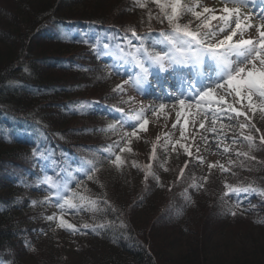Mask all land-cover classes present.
Returning <instances> with one entry per match:
<instances>
[{
  "label": "trees",
  "instance_id": "1",
  "mask_svg": "<svg viewBox=\"0 0 264 264\" xmlns=\"http://www.w3.org/2000/svg\"><path fill=\"white\" fill-rule=\"evenodd\" d=\"M44 1L31 2L27 8L28 2L15 0L11 5L17 10L0 13V264H32L28 254L35 264H264V222H256L264 221V200L258 195L241 194V209L250 204L255 208L243 214L238 210L233 216L221 200L224 188L218 189L217 177L210 178L207 172L205 181L204 172L189 171V159L174 162L176 151L160 155L158 141L153 143L157 159H152L153 144L140 155L116 152L118 144L114 152L125 161L121 167L112 165L103 152L129 126L101 129L120 118L116 109L129 113L134 107L121 102L126 101L124 92H114L111 76L116 71L106 56L97 58L90 44L99 35L103 44L115 36L111 44L123 46L128 26L137 34L158 38L168 25L149 21L147 9L135 7L133 0H113L107 7L98 0H46L50 2L40 7ZM152 12L157 13L154 8ZM127 35L133 44L138 43L131 32ZM82 38L89 43L80 42ZM81 101L92 103L81 108ZM258 129L256 137L264 134V127ZM34 148L51 159L33 156ZM257 153H253L257 160H264V151ZM94 155L103 161L95 174L98 182L77 174L83 181L79 191L86 187L93 197L101 196L106 212L95 214V219L90 211L65 213L64 218L81 229L70 231L76 247L67 250L59 231L69 230L58 229L57 220L45 219L60 215L55 203L31 205L32 200L49 195L48 186L37 187L36 181L45 174L60 173L61 168H77L81 160ZM133 162L139 167H133ZM148 164L159 176L158 182L151 177L144 181ZM180 168L184 176L177 180ZM236 171L235 183L256 180L264 187V167ZM168 175L172 182L167 181ZM193 179L203 187L191 188ZM71 187L76 188L75 182ZM105 199L118 211L103 205ZM224 200L232 204L235 197L229 193ZM105 219L116 226L99 235L82 228ZM121 221L126 227H119ZM240 223L246 224L248 235L243 233L246 240L237 239L242 242L238 245L232 226Z\"/></svg>",
  "mask_w": 264,
  "mask_h": 264
},
{
  "label": "snow or ice",
  "instance_id": "2",
  "mask_svg": "<svg viewBox=\"0 0 264 264\" xmlns=\"http://www.w3.org/2000/svg\"><path fill=\"white\" fill-rule=\"evenodd\" d=\"M257 2L260 5L258 13H253L251 10L242 12L243 8H247L249 5L255 6ZM150 3L159 10L155 15L149 7ZM229 3L233 6L229 7ZM133 5L147 9L149 21L155 19L161 24L167 21L168 28L162 29L157 38L149 37L148 33L137 34L134 27L128 26L123 36V46L111 44V40L117 38L115 36L109 38L108 44H103L102 38L97 35L95 42L90 44L97 53V58L100 56H118L125 64L132 66L131 69H125L121 73L120 70L123 65H112L117 74L128 75L127 80L116 85L114 92L122 93L124 85H130L136 91L144 92V85L149 83L150 75L154 76L157 82H160L158 73L167 72L171 69V78L177 82L178 87L175 92L166 89L163 95L158 98L173 101L172 107L178 104L182 110L191 108V102L194 101L197 111L192 121L193 127L198 124V129L205 133H211V139L216 142L214 145L216 150L219 151L222 147L221 154L227 156L226 163L219 161L208 163L209 173L211 174L213 169H218L221 173H230L236 177L238 173L234 169H244L250 172L261 170V167H264V160H257L253 153L264 151V134L259 135V137L253 135V131L259 132L260 130L254 124L249 123L252 119L249 112L254 113L259 109L262 118H264V0H224L222 9L224 14L219 16L215 14V9L203 6L201 0H133ZM198 8H201L202 11H198ZM185 16H191L192 19L186 23H181ZM213 21L216 23L214 24ZM232 24L235 27H232ZM248 29H254L257 35L254 38H245ZM149 31H151L150 26ZM127 32H131L132 37L138 43L133 44ZM238 32L239 38L233 40ZM221 34H224L222 38ZM80 42L88 44L89 40L82 38ZM125 46L127 50H125ZM156 69L158 72L154 71ZM25 71L28 69L25 68ZM226 96L231 97V101H227ZM132 99L129 97L127 101L122 100L121 102L129 103ZM91 103L81 101L79 106L84 108ZM145 107L141 106L139 111L129 109L131 114L126 113L123 108L116 109L121 114L120 118L115 123L108 124L101 131H114L118 124L120 126L128 125L133 128V131L125 133L122 139L130 145L131 138L139 139L137 129L147 130L148 121L143 118ZM147 107L152 109L153 115H155L156 111L165 109L166 104L160 103L158 108L154 105ZM241 117L245 119L241 121ZM180 118L181 113L177 112L176 123L172 125L173 128L179 124ZM205 121H208L207 127ZM187 124L188 120L185 118L184 126L180 132L182 138L185 137ZM230 133L231 135H229ZM190 139L195 141L196 136L191 135ZM200 140L205 146L213 147V145L208 144L209 136L201 135ZM119 143L117 141L115 145H109L103 149L106 159L117 167H121L125 163L122 156L114 152V147ZM176 144L183 148L188 157L194 158L196 163L201 165L206 163L203 156H194L191 150L192 145L180 144L179 141ZM156 148L157 145L153 144L152 159H157ZM164 148L167 151V145H164ZM176 150V146L173 145L172 151ZM131 151L130 146L120 149V153ZM196 152H200L199 146H196ZM113 155L115 158L111 159ZM33 156L40 159H51L38 148L33 149ZM102 164L103 161L96 159L94 155L93 159L81 160L77 168L69 170L65 167L61 168L60 173L55 175L45 174L42 178L38 177L36 186L47 185L46 190L49 195L40 201L32 200L31 205L35 207L38 203H55L60 211L59 217L54 213L46 216L45 219L48 221L58 220L57 227L66 228L73 233L80 232V228L65 220L64 214L69 210H76L77 212H92L94 214L93 219L96 218L95 214L97 213L104 215L106 207L101 206L102 197H93L86 187L81 193L79 189L83 181L77 178V174L82 173L87 180L98 182L95 174L99 170L98 165ZM187 166L188 161H185L184 168ZM133 167H139V165L133 162ZM184 168H180V175L177 180L184 176ZM144 170L145 182L149 177L159 181V176L153 171L151 164L145 165ZM165 170L167 171V169ZM203 179L207 181L208 177L205 176ZM73 182L76 184L75 189L71 187ZM189 186L199 189L203 187V184L196 183L193 179ZM100 187L103 188V185L101 184ZM224 187L226 191L221 200L227 205L228 211L233 216L238 214V210L240 214H243V212L255 208V205L250 204L249 208L241 209L243 203L241 194L251 195L254 193L261 200H264V187L259 186L256 180H237L235 184L225 181ZM185 193H187V189H185ZM229 193L235 197L232 204H227V201L224 200V197L228 196ZM102 203L107 208H111L112 212L118 211L106 199ZM256 222L264 221L258 220ZM114 226H116L115 221L105 219L92 225L85 223L82 228H90L91 231L99 235L100 231ZM119 227L123 228L126 225L121 221ZM25 243L28 244L27 241Z\"/></svg>",
  "mask_w": 264,
  "mask_h": 264
},
{
  "label": "rangeland",
  "instance_id": "3",
  "mask_svg": "<svg viewBox=\"0 0 264 264\" xmlns=\"http://www.w3.org/2000/svg\"><path fill=\"white\" fill-rule=\"evenodd\" d=\"M17 1L20 4L24 0H17ZM94 1H96V0H94ZM98 1H100V2H98ZM98 1H97L98 4H102V6L105 5L106 7H107V4L112 5V3H113V0H98ZM12 2H15V0H0V5H3L2 8L0 7V13H2L3 11L10 10V8L15 9L16 6L11 5ZM25 2L29 3L27 6V8H29V7H31V2H36V0H25ZM47 2H50V1L45 0L44 3L40 4V7L45 6L47 4ZM201 2L203 4V6L215 9V14L217 16L224 14L222 12V9L224 7V0H201ZM93 3L95 4L96 2H93ZM89 4H91V3H89ZM149 5H150L151 9L154 8V10H156L157 12L159 11L155 7L154 4L150 3ZM228 6L232 7L233 5L231 3H229ZM24 8L26 9V7H24ZM16 10H17V8H16ZM34 10H35V8H34ZM197 10L202 11L201 8H198ZM249 10H251L253 13H258L260 10V5L259 4H256L255 6L249 5L247 8H243L242 12H248ZM190 19H192L191 16H186L184 20L183 19L181 20V23H186ZM254 22H255V19H254ZM213 23L215 24L216 21H213ZM164 24L167 25V21H165ZM193 24H195V21H193ZM242 24H243V21H242ZM232 27H235V25L232 24ZM224 34H227V33H224ZM224 34H221V38ZM239 35L240 34L238 32L237 36L233 37V40H236L237 38H239ZM256 35H257V33L255 32L254 29H248L247 32L245 33V38H250V37L254 38ZM105 59L108 62H110L112 65L113 64L123 65L121 67V70H120L121 73H123L125 69H131V67H132L129 64H125L122 60L116 58L115 56H106ZM154 71L158 72V69H156ZM115 74H114L115 76L114 75L111 76V80L114 82L113 85L115 87H116V85H120L124 80L128 79L127 74H117V72H115ZM158 75L160 76V78H159L160 82H157V79H156V81L153 82V84H151V82H150L151 80L148 79L149 85L148 84L144 85V88H145L144 92H138L135 89H133L130 85H124V91L123 92L125 93V98H126L125 100L127 101L129 97L133 98L132 101L128 103L130 105V107H134L133 109H135L136 111H139L141 106H146L143 118L148 121V125H147L146 131H142V130L137 129V131L139 133V139H137L135 137L131 138V144L130 145L127 144L126 140L122 139V137H124L125 133H130L133 131V128L130 126L128 127L129 129L121 130L118 133V139L116 141H119L120 142L119 144L122 145L123 147L130 146L132 151L127 152V153H130V154L133 153L136 155H140L141 150L143 152V150L145 148L151 146V144L158 141L159 142L160 155H163L164 157H165V154L167 155L169 152H174V151H172V148H173V145H175L177 150H176V157L174 159V162L180 163L184 159H189L190 160L189 171H192L194 173H195V171L196 172H204V176H208L209 174L207 172H209V170L207 168V164L208 163H215L216 161H219L220 163H225L227 160V156L221 154L222 150H223L222 147L219 151L216 150V148L214 147L216 142L213 139H211V136H212L211 133H205L203 130L198 129V124L195 127H193L192 121L194 118V114L197 111L196 107H195V102H191L192 103L191 108H185L182 110L178 104L175 107H172V104H168L166 100L158 99L159 96L163 95V93L166 89L171 90L172 92L176 91V88L174 89V88L170 87V85H169L170 82L174 84V87L175 86L178 87L177 82L175 80L173 81V79L171 78V69H169L167 72L158 73ZM150 84H151V86H150ZM225 99L227 101H231L232 98L226 96ZM160 103L166 104L165 109L158 110L155 112V115H153V110L147 106L154 105L158 108V105ZM236 106L239 107V105H236ZM177 112L181 113V118H180L179 124H177V126L175 128H173L172 125L174 123H176V113ZM249 115L252 117V119L249 121L250 124H254L256 128L257 127L261 128V126L264 127V118H262V113L259 109H257L254 113L249 112ZM185 118L188 120V124L185 128V137L182 138L180 136V132L182 130V126H184ZM240 119H241V121H243L245 118L241 117ZM205 125H206V127L208 126V121H205ZM254 132L255 131H253V135H255ZM191 135L196 136L195 141L190 139ZM201 135L209 136L208 144L213 145V147L205 146L203 141L200 140ZM229 135H231V133ZM177 141H179L180 144L188 143V144L192 145L191 150L193 151L194 156L195 155L203 156L206 163L204 165H201V164L196 163L194 158L188 157L187 154L183 151V148H181L179 144H176ZM113 145H115V144H113ZM120 145H119L118 149L116 148V150H115L116 152L120 151V149H121ZM164 145H167V151H165ZM196 146H199V148H200L199 153L196 152ZM255 153L258 156V153L257 152H255ZM130 154H128V155L131 158H133V156H131ZM233 158H234V156H233ZM175 165H177V164L175 163ZM236 170L237 169H234V171H236ZM237 176L233 177L230 173H221L219 170L217 171V174H215V175L210 174L209 175L210 178H216L217 177L216 179H218V189H220V191H222L224 188L223 192H225V190H226L224 187L225 181H227L228 183H231V184L233 182V184H234ZM221 177H223V180L220 179V181H219V178H221ZM167 181L172 182V176L171 175H168ZM58 217H59V214H58ZM73 218L79 220L78 215H73ZM65 220L68 221L69 223L72 222L70 219L65 218ZM57 224H58V220H57ZM249 225L250 224H248V226ZM238 226H236V225L232 226V235H236V237L235 236H233V237L236 240V242H238L237 244L240 245V243H242V242L238 241L237 239L243 238L244 240H246V235H248V232L245 228L246 224L240 223V224H238ZM235 228L237 230L235 231V234H234ZM58 229H59V227H58ZM252 229H255V228H252ZM59 232L62 235L61 241H62V244L65 246V249L74 250L73 248L76 247L75 246L76 245V242H75L76 239L74 238L73 233H71L70 231H67V230H65V231L62 230ZM255 232H257L256 229H255ZM243 233H245L246 235H243ZM43 239H44V237H43ZM245 244L248 245L247 242H245ZM232 248H235V246H233ZM42 254L44 255L42 257V259H43L44 257H46V254L43 251L41 252V256H42ZM26 258L29 259V261L33 262L32 264H35V258L33 256L30 257L28 254V256H26Z\"/></svg>",
  "mask_w": 264,
  "mask_h": 264
},
{
  "label": "bare ground",
  "instance_id": "4",
  "mask_svg": "<svg viewBox=\"0 0 264 264\" xmlns=\"http://www.w3.org/2000/svg\"><path fill=\"white\" fill-rule=\"evenodd\" d=\"M176 89H177V87H176ZM162 95V94H161ZM159 99V98H158ZM161 100V99H160ZM167 101V103L168 104H173V101H169V100H166ZM169 101V102H168ZM194 102V101H193ZM186 103H188V102H186Z\"/></svg>",
  "mask_w": 264,
  "mask_h": 264
}]
</instances>
